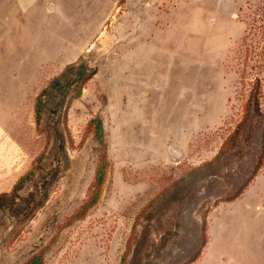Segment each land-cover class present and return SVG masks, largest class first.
Instances as JSON below:
<instances>
[{
    "label": "rangeland",
    "instance_id": "obj_1",
    "mask_svg": "<svg viewBox=\"0 0 264 264\" xmlns=\"http://www.w3.org/2000/svg\"><path fill=\"white\" fill-rule=\"evenodd\" d=\"M263 143L264 0H0V264H264Z\"/></svg>",
    "mask_w": 264,
    "mask_h": 264
},
{
    "label": "trees",
    "instance_id": "obj_2",
    "mask_svg": "<svg viewBox=\"0 0 264 264\" xmlns=\"http://www.w3.org/2000/svg\"><path fill=\"white\" fill-rule=\"evenodd\" d=\"M83 77V76H82ZM91 77V73L87 74L83 79H82V84L85 83L89 78ZM80 89L77 90V93L75 94L74 97L79 96ZM247 110L253 111V112H259V88L254 87V89L251 92L250 98L248 100V105H247ZM249 115V114H248ZM245 121V120H244ZM241 125V123H240ZM239 130V129H238ZM98 136L104 145V134H103V127L102 123L99 121L98 122ZM239 132V131H238ZM234 139V136L230 137V140ZM230 141H228L229 143ZM264 161V143L262 144V150H261V155L259 157V160L257 164L255 165L254 172L252 174V177L256 174V172L260 169L262 163ZM106 172H107V158L105 154H102V157L100 158V161L98 162L96 171H95V176L93 183L91 184L87 198L83 202V204L80 206L78 210V215L83 216L86 214V212L93 206L95 205L100 197L101 194V188L102 184L105 181L106 177ZM244 186L240 187L235 193L231 194L228 196L226 199L231 200L236 198L237 196L240 195L241 191L243 190ZM43 262V255L41 254H36L29 258L25 263L23 264H41Z\"/></svg>",
    "mask_w": 264,
    "mask_h": 264
}]
</instances>
